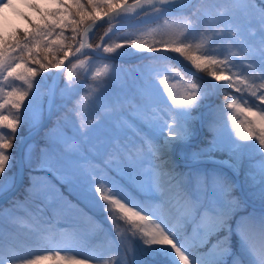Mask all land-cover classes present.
<instances>
[{"label": "snow or ice", "instance_id": "6c2138e0", "mask_svg": "<svg viewBox=\"0 0 264 264\" xmlns=\"http://www.w3.org/2000/svg\"><path fill=\"white\" fill-rule=\"evenodd\" d=\"M149 16L150 38L112 41L113 22ZM100 21L107 31L90 43ZM129 49L149 55L89 67L94 53ZM167 53L211 88L161 89L153 64ZM65 61L62 102L50 89L45 108L40 82ZM77 67L102 78L87 124ZM22 236L45 254L21 256ZM92 261L264 264V0H0V264Z\"/></svg>", "mask_w": 264, "mask_h": 264}, {"label": "rangeland", "instance_id": "374dc122", "mask_svg": "<svg viewBox=\"0 0 264 264\" xmlns=\"http://www.w3.org/2000/svg\"><path fill=\"white\" fill-rule=\"evenodd\" d=\"M186 2V0H185ZM23 11H27V9H22ZM7 14L9 16V19L16 25V26H23V22L18 19V17L15 15L14 11L12 9L7 10ZM114 23V32L112 35V41L114 42H121L123 38H136L137 36L144 35L145 38H150L147 36V33L157 28V23L155 22L154 16H149L146 18H143L141 21H135V20H129V21H121L119 25H116ZM108 24L105 23L102 25V27L96 32L95 38L97 43H101V36H103L104 32L107 31ZM159 39V37H156ZM133 54L132 55H126V57H132L139 53H136L134 50L129 49ZM177 56V54H176ZM180 58V57H179ZM83 59V57H82ZM182 61H184L187 64H190L189 62L183 60V58H180ZM75 62V60L73 61ZM115 63L119 65L122 68H130L135 66L136 64H127L124 62H113V61H107L106 59L100 58L93 54L90 57L89 67L91 68L92 72H94L98 68H103L105 64L109 65V69H111L112 64ZM138 64V63H137ZM71 68V65L67 68L65 77L63 78V81H61L59 89H58V96H57V102L56 104H60L62 101L60 99V90L65 86L66 83V77L67 72ZM163 74L160 75V77L156 78V82L158 86L163 89L165 86L169 88H173L174 91L182 92L188 84L192 83L193 81H189L185 79L182 76V73L177 68L172 67H166ZM74 73V79L78 82H82L79 84V91L78 95L76 96V100L79 101V117L77 119V123H90L92 119H95L96 113L100 110H102V104L104 101H97L95 105L91 104V100L96 95V88L95 85L97 83V80L102 78H93L91 73L86 72L84 69H81L79 67L72 69ZM53 72L48 75L43 81L40 82V91L43 93V101H44V107L46 108L47 103V93H48V87L51 82ZM122 73H117L113 80L119 81L122 78ZM39 80V77L37 78ZM163 79L165 81L164 85L159 84V80ZM239 95V94H237ZM224 115V114H223ZM222 115V116H223ZM226 116H221V122L226 123L229 130L232 129V124L230 120L231 113L226 112ZM33 140V139H32ZM30 140L29 142H31ZM28 143V142H27ZM13 172L15 173V168L13 169ZM105 226L107 227V221H105ZM28 229H22V233H26ZM22 243L20 246H18V253L25 257L29 258L32 255L35 254H45L44 249L42 246H37L33 244L31 241L25 240L22 236ZM91 264H95V261H92Z\"/></svg>", "mask_w": 264, "mask_h": 264}, {"label": "water", "instance_id": "95a60500", "mask_svg": "<svg viewBox=\"0 0 264 264\" xmlns=\"http://www.w3.org/2000/svg\"><path fill=\"white\" fill-rule=\"evenodd\" d=\"M101 22V21H100ZM100 22H98V24L100 23ZM96 28V27H95ZM95 28H93L92 29V32L90 33V35H89V42H90V38H92V35H93V32H94V30H95ZM101 56H104V57H107V58H109V59H111V56H110V54H104V53H102V52H100L99 53ZM147 55H149V54H147V53H142V54H140V55H138V56H147ZM167 55L168 56H170V57H172V60H173V62H174V64L176 65V66H178L182 71H184L185 73H187V74H189L190 76L191 75H194L195 73H198V74H201V76H204L205 78H207L208 79V77L206 76V74H204V73H202V72H199L198 70H195L194 68H192V67H190V66H187L186 64H184V63H182L174 54H172V53H167ZM138 56H136L135 58L133 57V58H124V57H116V59L115 60H125V61H139V59H137V57ZM69 59H74L73 57H70ZM68 64V62L67 61H65V66ZM65 67H63L61 70H59L58 72L56 71L55 72V75H54V90H55V92L57 91V85H58V81H59V77H60V75H61V72L63 71V69H64ZM214 99V98H213ZM24 137H25V143L29 140V139H31V138H33L32 136H30L29 135V133H27L26 135H24ZM198 139L199 138H197V141H198ZM195 143H196V141H194V143H193V145H195ZM15 153H16V157H17V172L20 170V169H22V164H20V159H21V156H22V148L19 146V144H18V147H17V149L15 150ZM22 174V173H21Z\"/></svg>", "mask_w": 264, "mask_h": 264}, {"label": "trees", "instance_id": "16d2710c", "mask_svg": "<svg viewBox=\"0 0 264 264\" xmlns=\"http://www.w3.org/2000/svg\"><path fill=\"white\" fill-rule=\"evenodd\" d=\"M145 62L147 63L148 61H145ZM145 62H143V63H145ZM169 63H171L170 60H169V61H166V62H158V63H154V64H153V67L156 68V69H159V68L162 67V65H166V66H167V64H169ZM159 70H161V69H159ZM194 82L204 84V85H205L206 87H208V88H209V85H210L209 82H207L206 80H204V79H202V78H199V77L196 78V80H195ZM24 130H25V129L22 128V129H21V132H23ZM21 132H20L19 134H21Z\"/></svg>", "mask_w": 264, "mask_h": 264}]
</instances>
